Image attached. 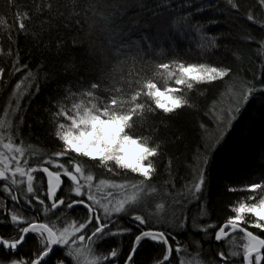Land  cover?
<instances>
[{
    "label": "snow or ice",
    "instance_id": "1",
    "mask_svg": "<svg viewBox=\"0 0 264 264\" xmlns=\"http://www.w3.org/2000/svg\"><path fill=\"white\" fill-rule=\"evenodd\" d=\"M9 3L14 9L15 28L5 16H0V27L13 44V36L30 34L33 14L53 10L49 0H41L31 12L22 10L16 0ZM76 3L72 0L71 21L82 30L90 13L99 14L108 26L115 55L125 56L134 70L121 76L119 82L109 76L88 81L86 86L83 82L63 86L62 94L49 100L55 110H45L50 113L55 143L38 148L25 142L21 129L28 105L41 91L40 74L45 83L55 79V74L50 77L44 72L43 62L33 72L27 63L20 62L19 49L5 52L0 46V56L14 57L9 75L22 73L7 106L0 109V226L4 229L0 231V264H139L134 257L148 244L163 249L154 264H264V167L241 186H226L228 193L239 198L227 206L229 214L223 219H213L207 196L216 149L250 104L258 102L264 108V63L260 75L247 80L224 61L188 62L173 53L163 62V48L155 53L154 47L162 45L165 33L146 31L149 24H141L139 18L129 31L112 28L126 4L85 0V6L76 12ZM255 3L264 12V0ZM199 5L177 23L187 27L195 14L205 11L223 13L226 23L242 18L259 27L258 51L264 52V19H257L251 7L242 13L240 0H199ZM171 6L172 0H157L152 16ZM179 6L191 7L188 0H181ZM55 15L63 13L57 10ZM46 23L42 21L41 27ZM191 26L200 35L202 53L219 47L220 36L206 35L205 25ZM133 32L139 39L130 38ZM242 39L255 37L247 32ZM76 42L73 38L72 43ZM63 48L60 40L57 52ZM71 67L66 64L64 70ZM4 74L5 68L0 67V79ZM216 82L226 84L233 102L220 111L212 105L211 135L203 123L199 125L203 135L193 164L188 166L191 179L178 190L172 159L162 162L167 145L158 134L159 128H167L165 122L185 110H194L192 97L203 95L200 90L210 89ZM261 148L264 160V144ZM105 188L117 191L100 196ZM192 204L197 210L190 217ZM190 229L201 232L210 244L213 240L222 243L216 249L219 261L203 257L200 241L189 238L196 249L192 254L188 244L173 235ZM125 237L131 240L126 253ZM111 240L116 246L105 249Z\"/></svg>",
    "mask_w": 264,
    "mask_h": 264
},
{
    "label": "trees",
    "instance_id": "2",
    "mask_svg": "<svg viewBox=\"0 0 264 264\" xmlns=\"http://www.w3.org/2000/svg\"><path fill=\"white\" fill-rule=\"evenodd\" d=\"M16 2L22 10L31 12L37 4L41 3V0H16ZM49 2L53 4L52 13L44 11L41 15L33 14L29 25L30 34L27 37L23 34L13 36L15 44L7 38L4 28L0 27V46L5 52L9 48L19 49L22 64L27 63L28 67L35 72L37 66L43 62L44 72L49 73L50 77L54 73L56 77L49 78L45 83L43 73L40 74L41 91L28 105L25 125L21 129L25 142L38 148L51 147L55 143L51 136L50 113L45 110H55L49 100L52 98L54 101L61 95L63 86L75 82H83L86 86L88 81L96 82L99 77L109 76L119 82L121 76H126L130 70H134L125 56L115 55L116 49L114 43L110 44L108 26L99 14L90 13L87 24L81 20L84 27L80 30V26L71 21L72 0H49ZM120 2L126 4V7L115 18L112 28L114 30L123 28L124 31H129L132 22L139 18L141 24L145 22L149 24L150 27L146 31L155 33L159 30L165 33L162 45L157 44L154 47L155 53H159L161 47L163 48V55L160 57L163 62H167L175 53L178 58L188 62L224 61L231 64L234 70L247 80H252L254 74L260 75L262 71L260 65L264 63V52L258 51L261 33L259 27L252 22L241 18L235 22L226 23L223 13L217 15L214 12L205 11L195 14L191 23L185 27L177 23L178 18L200 6L199 0H188L191 5L189 8H181L179 6L181 0H172L171 9L160 10L155 17L152 16L151 10L157 9V0H120ZM240 3L242 13H247L251 7L257 19H264V12H261L255 0H240ZM84 6L85 0H77L75 11L79 12ZM57 10L63 15H55ZM0 16H5L9 24L15 28L14 9L10 6L9 0H0ZM45 20L48 23L41 27V22ZM211 20H218L220 23H208ZM196 23L205 25L206 35L220 36L217 40L218 48L212 49L210 53L201 52L198 47L201 42L200 35L191 26ZM247 32H250L255 39H242ZM31 33L37 35L33 37ZM73 38L77 41L75 44L72 43ZM130 38L139 39V34L133 32ZM124 39L127 40L129 37ZM60 40L64 41V48L58 53L56 45ZM234 53L239 55V60ZM13 59L14 57L0 56V67L5 68L4 77L0 79V109L7 106L8 97L22 76L20 72L9 75ZM66 64L72 65L68 71L64 70ZM23 87L21 85V89ZM200 92L203 95L197 94L192 97L196 105L194 110H185L174 120L166 121L165 123L169 125L167 128H159L158 134L167 145L162 162L166 164L167 158L172 159L178 190L182 189L185 181L191 179V169L188 166L193 164V156L203 135L199 125L203 123L211 135L213 132V124L210 123L212 105L215 104V110L220 111L227 109L233 102L226 84L220 82H216L210 89H201ZM26 101L27 97L24 103ZM29 125L31 128L28 127ZM262 144H264V108L257 102L250 104L238 118L229 135L213 155L210 170L211 182L207 191L213 219L217 216L221 219L226 217L229 214L227 206L239 198L237 194L228 193L226 186H241L242 182L251 179L264 167V160L261 159ZM163 179H167V175H164ZM0 195L3 193L0 192ZM196 210L195 204L189 205V216L195 214ZM3 230V226H0V231ZM173 235H176L183 244H188L189 253L192 254L196 249L189 243V238L200 241L204 249L203 257L205 259L215 257L219 261L216 249L222 247L221 242L213 240L210 244L202 239L201 232L191 229L179 234L173 233ZM123 243L126 253L131 240L125 237ZM116 244L115 240H111L105 245V249L109 246L115 247ZM27 251L28 249L25 248V252ZM162 252V248L148 244L143 249H138L137 257L134 259H138L139 264H154L155 259L159 258Z\"/></svg>",
    "mask_w": 264,
    "mask_h": 264
},
{
    "label": "rangeland",
    "instance_id": "3",
    "mask_svg": "<svg viewBox=\"0 0 264 264\" xmlns=\"http://www.w3.org/2000/svg\"><path fill=\"white\" fill-rule=\"evenodd\" d=\"M107 191H114V193L117 191V190H113V189H109V188H105L101 193H99L100 196H104L106 195V192Z\"/></svg>",
    "mask_w": 264,
    "mask_h": 264
}]
</instances>
